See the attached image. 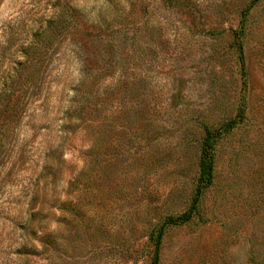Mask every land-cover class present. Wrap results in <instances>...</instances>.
I'll return each instance as SVG.
<instances>
[{"label": "rangeland", "instance_id": "374dc122", "mask_svg": "<svg viewBox=\"0 0 264 264\" xmlns=\"http://www.w3.org/2000/svg\"><path fill=\"white\" fill-rule=\"evenodd\" d=\"M160 230L158 264H264V0H0V264H153Z\"/></svg>", "mask_w": 264, "mask_h": 264}, {"label": "trees", "instance_id": "16d2710c", "mask_svg": "<svg viewBox=\"0 0 264 264\" xmlns=\"http://www.w3.org/2000/svg\"><path fill=\"white\" fill-rule=\"evenodd\" d=\"M255 1H258V0H255ZM62 22L63 20L61 21L60 17H54L52 20H50L47 23V26L45 29L46 31L44 32L55 33V28H59L60 26H62ZM236 47H237V53H238V62H239L241 69L243 70L244 60H243V55H242L241 44L236 43ZM214 133L215 132L213 131L206 130V137L201 145V154H200V163H199V179H198L199 186L197 188V195H196L195 201H197V198L201 190L203 191L208 185H210L211 180H212L214 149H215L214 141L216 139L214 138L215 136ZM195 211H196V204L194 203L192 207L187 212L182 214L181 216L176 217V218H167L164 221L162 228L166 226L174 227V226H180V225L187 224L191 220L193 215L195 214ZM161 238H162V230H160L155 240L156 251H155V257H154L153 264H158V248L160 245Z\"/></svg>", "mask_w": 264, "mask_h": 264}]
</instances>
